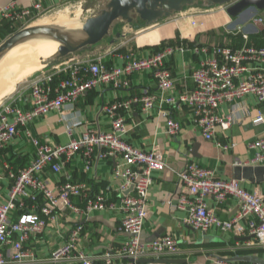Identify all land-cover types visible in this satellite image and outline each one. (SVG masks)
<instances>
[{"label":"built area","instance_id":"built-area-1","mask_svg":"<svg viewBox=\"0 0 264 264\" xmlns=\"http://www.w3.org/2000/svg\"><path fill=\"white\" fill-rule=\"evenodd\" d=\"M45 13L41 1L28 7H18L15 1L0 6V18L11 23L26 26ZM194 24V22H192ZM116 53L121 59L120 65L108 66L105 56ZM203 57L191 73L193 88L177 96L167 95L162 99L170 105H188L202 136L211 140L217 130H226L234 120V114H220L224 104L252 94L257 102H264V47L244 44L241 47L215 45L201 49ZM212 53L209 55L208 53ZM172 53V47L160 52L139 56L129 50L125 53L108 50L102 54L86 58L62 59L52 65L49 71L32 77L27 93L20 92L15 97L0 104V150L8 146L20 132L34 148V158L25 167L13 170L6 161L0 162V170L12 181L8 198L0 202V264L35 263V256L25 243L31 236L42 234L47 224L58 213L71 210L79 216H88L92 212L110 210L119 211L122 219L118 230L129 238L116 249V256L127 259L122 264H145V256H172L178 252V242L171 234H164L150 241H142L143 223L148 214L147 192L153 182L154 172L167 167L162 152L153 148L143 150L124 139L126 124L121 109H128L133 103L141 104L144 109L154 106L158 96L154 93L131 97L120 103L104 107L109 116L110 129H86L74 136L80 111L74 108L77 99L87 91L102 85L114 87L129 85V76L150 71L159 91L169 92L174 80L169 68L164 64L165 56ZM28 94V96H27ZM28 104L27 107H25ZM67 108V109H66ZM64 110H69L63 114ZM50 112H60L65 123L68 139L64 143L50 144L34 136L28 128L29 123ZM165 132L176 135L181 129L178 121L163 114ZM264 121L258 111L252 123ZM252 156L236 164H264V136L247 142ZM228 150L234 142L221 144ZM81 153L86 167L96 159L118 157L119 163L114 169V177L119 180L118 196L112 199L101 192L94 196L85 193L84 185L70 179L52 183L43 173H60L63 165L73 156ZM178 182L182 192L177 207L187 211L182 222L201 232L211 227L242 236H251L255 244L264 245V198L257 190H247L234 178L223 179L214 171L197 163H188L178 173ZM3 174L0 171V181ZM131 188V190H130ZM217 203L228 198L236 201L238 209L230 219H222L207 205V198ZM81 199L82 204L73 200ZM22 213L13 219L15 210ZM82 225H77L69 234L66 242L54 248L44 259V264H62L76 261L79 264H97L96 257L78 248L77 242ZM103 259H110L105 253ZM109 262V261H108ZM221 264H253L248 262H229L219 260Z\"/></svg>","mask_w":264,"mask_h":264},{"label":"crops","instance_id":"crops-1","mask_svg":"<svg viewBox=\"0 0 264 264\" xmlns=\"http://www.w3.org/2000/svg\"><path fill=\"white\" fill-rule=\"evenodd\" d=\"M10 1H15L18 7H28L38 0H0V6ZM39 1L45 7V13L40 17L48 15L47 18L55 19L60 15L70 18V14L84 15L87 18L94 15L104 2V0ZM188 8L186 14L184 11L179 12L180 16L183 17L175 19L164 28L163 25L157 27L158 23L149 26L144 25V28L139 29V34H135L132 38L116 41L114 39H119L121 35H125L134 28V25L138 26L142 23L139 19L133 23L119 21L117 23L124 24L116 30L115 37L110 39L107 45L97 46L98 44H96L93 48L90 47L81 52L70 54L67 56L68 58H65L93 57L108 50L116 49L118 51L124 49L125 51L119 52L125 53L129 50L132 51L133 47H135L133 52L139 56H144L151 54L156 49L153 46L159 42L162 46L170 44L172 47V53L164 58V64L171 71L174 80L171 91H159L152 73L146 70L130 75L128 86L99 85L77 99L74 108L80 111L78 118L80 123L74 127L73 134L79 136L86 129L93 128L107 131L110 129V120L104 107L142 95L144 92L156 94L158 99L150 109H144L141 104L133 103L128 109L118 111L126 124L124 139L131 145L143 150L159 149L167 164L165 169L153 174V182L146 197L148 214L143 223L141 239L142 241H150L164 234H171L176 238L179 250L172 256H145L142 258L146 260L144 263L164 264L160 263L159 260L175 259L178 261L165 264H221L219 260H227L235 255L245 254L255 255L264 260V245L255 244L251 236L247 234L238 236L215 227H211L206 232L195 230L182 222L187 211L177 207V200L182 192L177 173L192 162L213 170L217 177L223 179H236L237 175L241 176L240 172L237 173V165H249L253 166L254 169L258 168L257 171L252 172V181L243 178L239 181L247 190H257L264 198V164H236L237 160L243 162L252 156V151L248 148L247 142L256 137L264 136V121L257 124L252 123V118L258 111L264 117V102H257L252 94H246L229 104L222 105L219 108V113L228 114L232 112L235 116L234 120L228 129H218L214 138L208 140L202 136L188 105L175 106L166 104L162 100L167 95L177 96L188 93L193 88L191 73L203 57L201 52L203 47L211 48L215 45L232 48L241 47L251 43L249 42V34H254L253 36L264 42V30L258 36L254 25L247 23L242 25L240 31H236L239 28L237 26L249 19V16L253 15L254 12L241 14L243 16L235 22L222 5L204 6L199 2ZM197 9L201 10L197 11ZM260 12L264 13V9L258 11L259 14ZM32 22L27 25L33 24ZM189 22H194V24L188 25ZM20 28L22 26L19 23H11L0 18V43ZM143 29H145L144 32L141 31ZM133 38L135 41L132 40ZM252 41L254 40L252 39ZM208 54L211 55L212 53L209 52ZM115 55L116 53L112 52L105 56V62L108 66L122 63L121 59L116 58ZM47 66L45 64L42 67ZM49 70L50 67L39 70V73ZM24 86L22 88H25ZM17 94L7 97L5 101ZM25 105V107L28 106V104ZM65 111L66 113L69 112V110H64L63 114ZM163 114L180 123L181 129L178 134L169 135L165 132L166 117ZM28 128L34 136L50 144L64 143L68 139L60 112H50L41 118H37L29 123ZM230 142H234L235 146L228 150L222 148L221 144ZM33 158L34 148L23 132H20L8 146L0 150V162H8L13 170L25 167ZM118 163V157H106L94 160L87 168L83 155L78 153L63 165L60 173L55 174L47 170L43 175L52 183L66 179L79 182L84 185L85 193L88 196L105 192L112 199H115L118 196L119 180L114 177V169ZM0 171L3 174L0 181V202H5L12 181L6 176L4 170L1 169ZM73 201L77 205L82 204L81 199L75 198ZM207 205L222 219L232 218L238 209L236 201L232 198H228L223 203H217L212 197H209L207 198ZM21 213L22 210H15L12 213L13 219H16ZM121 219L122 214L119 211L110 210L95 211L86 217L76 215L71 210L58 213L48 222L42 234L31 236L25 243V246L33 252L35 263L23 261L10 264H44V259L48 254L66 242L71 231L80 224L82 231L77 242L78 248L95 256L97 264L126 263V258L115 254L116 249L129 238L125 232L118 230ZM105 253L110 254L109 260L102 258ZM62 264L79 263L71 261Z\"/></svg>","mask_w":264,"mask_h":264},{"label":"water","instance_id":"water-1","mask_svg":"<svg viewBox=\"0 0 264 264\" xmlns=\"http://www.w3.org/2000/svg\"><path fill=\"white\" fill-rule=\"evenodd\" d=\"M204 6L222 5L230 17H237L249 8L258 11L264 9V0H104L102 7L92 16L84 19L81 29L87 34L79 41L69 40L64 31L54 25L31 24L20 28L0 43V57L17 43L37 35L48 36L60 44L53 57L57 60L64 59L70 54L86 50L96 45L102 39L111 34L115 24L119 21L133 23L139 19L145 26L156 23L163 17H169L172 13L181 11L186 6H192L200 2ZM194 154V152H192ZM264 169V168H263ZM261 169V170H263ZM236 179L253 180L252 172L258 168L253 166L236 167ZM131 190V188H130ZM145 262V259H141ZM175 259H160V263H174ZM225 261L248 262L264 264V260L255 255H235Z\"/></svg>","mask_w":264,"mask_h":264},{"label":"rangeland","instance_id":"rangeland-1","mask_svg":"<svg viewBox=\"0 0 264 264\" xmlns=\"http://www.w3.org/2000/svg\"><path fill=\"white\" fill-rule=\"evenodd\" d=\"M188 7L189 6L184 7L185 9H182L181 11H184V13L186 14L187 10L189 9ZM253 9H248L247 11H245L243 13V14H247V12H254L253 15L249 16V19H246L242 24L237 26L239 28L236 27L237 28L236 31H240L242 29V25L244 26L247 23H249V24L254 25V27L257 29V35L258 36L263 32V30H264V13L260 12V14H259L258 10L256 11L255 9L254 10ZM200 10L197 9V11H200ZM181 11L174 12L169 17L160 18L159 20L156 21V23L159 24L157 27L163 25V28H164V26L170 25V23H172L175 19H177L179 17H183L182 15L180 16L179 12H181ZM241 16H243V15L232 18V20H234L236 22L237 20H240ZM47 17H48V15L43 16V17H39V18L35 19L32 23L38 24L40 22L42 24L58 26V25H60V23H63V22L65 23L69 20L76 19L75 17H79V19H81V20H83L85 18L84 15H78V14L77 15L70 14V18H68L66 16H62V15L58 16V18H56V19L50 18V17L47 18ZM122 24H124V23H116L111 34L108 35L107 37H105L104 39H102V41H100V43H97L98 44L97 46L107 45L108 41L115 37L116 30L121 28ZM188 25H192V23L189 22ZM133 27L134 28L132 30H129L125 35H121L119 39H114V40L121 41V40H124L126 38H132L133 36H135V34H137V33L139 34V32H138L139 29L144 28V23H140L138 26L134 25ZM144 30L145 29H143L141 31L144 32ZM239 34L241 35V33H239ZM253 35L249 34V39H250L249 42H251L250 44H252L254 46H260V47L264 46V42H262V45H261L259 43V39H257ZM252 39L254 41H252ZM132 40L135 41V38H133ZM18 46H16L18 48L14 47L13 48L14 50L11 49L8 52H6L7 54L5 53L4 56L0 57V80L3 79L0 82V94L4 96V97L2 96L3 98L0 99L1 100L0 104L5 102L7 97L14 96L18 92H22V93L26 94L27 88H22V87L24 85H25L24 87L28 86V81H30V79L32 77L39 74V72H40L39 70H44L45 68H49L52 65L59 63L62 60V59L61 60L55 59L53 57V55H54L53 54L52 56L45 58L43 60V65L46 64V65H48L47 67H45V68L41 67L40 69L38 68L39 70L29 68L28 64L30 62H32L36 56L38 57L37 50H34L35 46H33L30 42H25V43L20 44ZM93 46H95V45H93ZM93 46H92V48H93ZM153 47L156 49L153 50L152 53L160 52L165 48H170V44L167 46H162L161 43L159 42V43H157V45H155ZM134 49H135V47H133L132 51ZM79 52H81V51H79ZM22 54H23V56H22ZM16 56H17V63L16 62H9V59L16 57ZM65 58H68V57H65ZM4 90H5V92H4Z\"/></svg>","mask_w":264,"mask_h":264},{"label":"bare ground","instance_id":"bare-ground-1","mask_svg":"<svg viewBox=\"0 0 264 264\" xmlns=\"http://www.w3.org/2000/svg\"><path fill=\"white\" fill-rule=\"evenodd\" d=\"M75 18L76 19L69 20V21H67L65 23L64 22L60 23V25H58V27H60L64 31V33L67 35L69 40L79 41L82 38L86 37L87 34L85 32H83L82 29H81L83 20L79 19V17H75ZM40 24H42V23H40ZM25 42H30L33 46H35L34 50H37V53H38V57L36 56L34 58V60L28 64L29 68H33V69L41 68L43 66V60L45 58H48V57L52 56L53 54H55L56 51H57V47L60 44L58 41H56V40H54V39H52V38H50L48 36L37 35V36L27 38L26 40H23V41L17 43L16 45H14L9 50H11L14 47H16V46H18L20 44H23ZM18 47H16V48H18ZM8 51H6V52H8ZM4 54L2 56H4ZM22 56H23V54H22ZM9 62H16L17 63V56L9 59ZM2 80L3 79H1L0 82ZM4 92H5V90H4ZM2 96L3 95L0 94V99L4 97V96L3 97ZM0 102H1V100H0Z\"/></svg>","mask_w":264,"mask_h":264},{"label":"trees","instance_id":"trees-1","mask_svg":"<svg viewBox=\"0 0 264 264\" xmlns=\"http://www.w3.org/2000/svg\"><path fill=\"white\" fill-rule=\"evenodd\" d=\"M262 40L261 39H259V43L262 45ZM119 51H125L124 49H120Z\"/></svg>","mask_w":264,"mask_h":264}]
</instances>
